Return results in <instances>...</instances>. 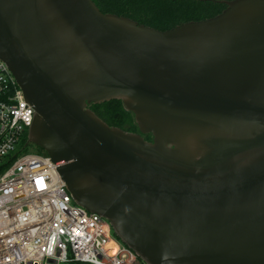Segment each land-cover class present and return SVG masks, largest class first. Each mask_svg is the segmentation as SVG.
<instances>
[{
    "label": "water",
    "instance_id": "95a60500",
    "mask_svg": "<svg viewBox=\"0 0 264 264\" xmlns=\"http://www.w3.org/2000/svg\"><path fill=\"white\" fill-rule=\"evenodd\" d=\"M221 3L160 31L92 0H0L27 145L144 264H264V0ZM112 100L136 132L90 109Z\"/></svg>",
    "mask_w": 264,
    "mask_h": 264
},
{
    "label": "built area",
    "instance_id": "2783aa9c",
    "mask_svg": "<svg viewBox=\"0 0 264 264\" xmlns=\"http://www.w3.org/2000/svg\"><path fill=\"white\" fill-rule=\"evenodd\" d=\"M34 108L0 60V264H141L76 204L48 156L20 154Z\"/></svg>",
    "mask_w": 264,
    "mask_h": 264
},
{
    "label": "trees",
    "instance_id": "16d2710c",
    "mask_svg": "<svg viewBox=\"0 0 264 264\" xmlns=\"http://www.w3.org/2000/svg\"><path fill=\"white\" fill-rule=\"evenodd\" d=\"M92 1L102 13L127 17L139 24L160 31H166L190 21L209 19L220 14L226 7L221 3L223 0ZM90 109L110 127H117L126 132L137 131L132 113L124 109L121 101L112 100L103 104H93ZM26 146H28L27 136L23 140L22 148ZM141 264L144 263L141 261Z\"/></svg>",
    "mask_w": 264,
    "mask_h": 264
},
{
    "label": "rangeland",
    "instance_id": "374dc122",
    "mask_svg": "<svg viewBox=\"0 0 264 264\" xmlns=\"http://www.w3.org/2000/svg\"><path fill=\"white\" fill-rule=\"evenodd\" d=\"M20 149H22V147ZM20 154L47 155L41 148H39L33 144H29L28 146L23 148Z\"/></svg>",
    "mask_w": 264,
    "mask_h": 264
}]
</instances>
